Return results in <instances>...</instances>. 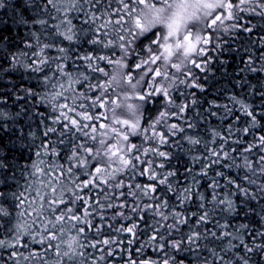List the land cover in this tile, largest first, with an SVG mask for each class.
Returning <instances> with one entry per match:
<instances>
[{
    "label": "snow or ice",
    "instance_id": "snow-or-ice-1",
    "mask_svg": "<svg viewBox=\"0 0 264 264\" xmlns=\"http://www.w3.org/2000/svg\"><path fill=\"white\" fill-rule=\"evenodd\" d=\"M146 2L0 0V53L9 54L8 63H0V82L7 84L0 87V103L9 97L20 101L36 98V103L49 104L55 113L44 129L51 148L42 142L43 152H35L37 160L19 171L24 179L23 190H0V264H21V260L41 259L47 253L56 258L51 264H64L65 257L75 264H101L105 257L115 260L120 255L123 259L124 254H129L126 264H264V100L259 111L235 96L230 97L231 104L209 101L202 108L196 93L187 91L197 88L204 92L193 67L182 72L183 78L175 86L158 85L157 81L167 77H162L158 67L148 65H158L164 53L166 58L172 56L173 45L164 41H169L173 32L163 38L160 31L145 34V26L134 12L138 4ZM210 16L203 35L194 37L189 32L182 41L177 39L176 47H183L185 55L191 56V66L201 73L210 72L212 57L207 56L206 46L212 44V51L217 54L230 52L232 48L225 46L229 41L226 43L222 36L236 37L243 32L249 41L244 48L247 59L240 72L264 73V0H227L224 8ZM19 29L25 30L23 38ZM10 30L22 45L15 52L11 51L15 40L8 35ZM230 42L235 44L236 39ZM84 44L90 48L85 50ZM194 53L206 59L198 62ZM117 57L127 59L124 67L128 69L129 83L136 74L131 71L133 67L144 73L143 89L150 90H143L138 99L145 105L163 102L164 110L147 127L117 121L125 130L111 131L124 145L107 143L106 155L110 153L109 159L118 158L114 163L117 167L109 169L98 158L97 147L94 152L91 146L104 145L106 142L100 137L106 132L97 138L98 128L90 122L108 120L111 95L106 90V80H100L107 78L110 68L119 63ZM69 62L74 71H66ZM21 69L29 74L26 79L36 80L35 88L11 78ZM237 83L241 88L247 85L249 95L264 98V90L258 91L246 78ZM76 85H80V91ZM259 88L264 89V82ZM101 109L105 111L97 114ZM35 114L42 120L49 119L45 113ZM171 117L181 124L169 123ZM213 118L220 123L217 128L205 129L210 136L204 139L198 129ZM98 127L106 130L109 125L100 123ZM133 136L141 138L139 145L130 142ZM81 137L85 143L79 142ZM149 141L152 146H145ZM183 142L189 147L185 148ZM161 145L168 150H161ZM58 146L68 148L67 159L77 166L75 169L56 161L49 163L47 170L41 167L40 158L49 154L56 157ZM197 146L199 154L191 155L182 171L177 168L180 155L194 152ZM237 151L242 165L232 155ZM3 155L0 151V171L12 168ZM232 168L246 170L240 183L223 171ZM62 173L71 179H62ZM118 173L125 175L117 178ZM10 176L16 181L15 173ZM139 177L149 183L138 182ZM6 182L0 176V186ZM205 182L209 196L205 195ZM5 199L16 201L20 209L17 222L12 224L9 220L7 226L3 218L11 214L3 206ZM29 209L35 216L30 223H20ZM238 216L243 219L231 223ZM253 216L260 221L259 228L251 224ZM95 220L99 222L94 226ZM86 228L92 233L91 238ZM73 229L76 236L68 238L67 233ZM31 245H40L41 251L33 252ZM133 245L137 246L134 255L142 259L132 258ZM20 248L29 255L24 256ZM89 249L101 253L99 260ZM149 251L157 258L149 259Z\"/></svg>",
    "mask_w": 264,
    "mask_h": 264
},
{
    "label": "trees",
    "instance_id": "trees-1",
    "mask_svg": "<svg viewBox=\"0 0 264 264\" xmlns=\"http://www.w3.org/2000/svg\"><path fill=\"white\" fill-rule=\"evenodd\" d=\"M15 2V0H13ZM249 19L255 20L254 17H248ZM74 23H78L74 21ZM227 23V22H226ZM19 32V35L21 38L24 37V31L23 29L17 30ZM155 31H160L159 29ZM211 35V31L208 33ZM8 35L13 36V39L15 40V33L13 31H9ZM159 35V33H157ZM238 37V39H237ZM222 39L226 41H229L228 44H226V47L232 48L230 52H222L220 54H217L216 52L212 51V44H209L207 47V56L212 57L211 61L209 62V67L211 68L210 72H204L201 73L198 69H195L193 67V72L194 75L199 77L198 83L201 84L204 88V92L201 93L199 89L197 88H190L187 89L189 92H195L197 98L202 100V108L207 107L209 101H215L221 104H231L230 97L235 96L243 101H246L247 103L253 105L257 111L261 110V101L264 100V98L259 97V96H252L248 94V86L245 85L243 88H241L237 81L242 80L246 78L252 85L257 87V90H264L260 89L259 85L264 82V73H241L240 69L244 66V63L247 59V53L244 52V48L248 46V41L249 37L244 34L243 32L237 33L236 37H231L228 35H223ZM236 39V43L233 44L230 41ZM68 42H64V46H67ZM18 47H22L20 44L19 40H15V43L13 47L11 48L12 52H15ZM83 47L85 50L90 48V45L84 44ZM237 49V50H236ZM261 51H264V49H261ZM103 54V53H102ZM8 53H0V63H8ZM194 58H196L199 61L205 60L206 57H198L196 54H193ZM226 61V62H224ZM103 66V65H102ZM75 67L69 62L68 65H66V71H74ZM84 69L81 68V71ZM47 71V69H46ZM133 73H137L138 70L135 69L134 67L131 69ZM29 74L24 72L22 69L12 73L11 78L14 79L18 84L26 85V86H31V87H36V80L35 79H26ZM183 78V77H182ZM107 78L101 79L100 83H104V81ZM94 83L96 82L95 80L93 81ZM149 84L152 83L151 80L148 81ZM0 87H7L6 82H0ZM78 91L81 90L80 85L75 86ZM183 88V86H181ZM144 91H149L150 89L144 88ZM9 92H11V89H8ZM111 103V101H110ZM109 103V104H110ZM162 103H157L156 101H153L149 105H146L145 109V117L144 120L142 121L141 127H147L149 123L152 122V120L158 116L159 111H163L164 108L162 107ZM35 104V108L33 109L32 105ZM24 108L26 111L22 112L21 109ZM100 111H105L103 109L98 110L97 114H99ZM40 112V113H45L49 117V119H44L42 120L40 116H37L35 113ZM0 113H3V116H0V151L3 152V159L7 161L9 164L12 165V168L6 171H0V176L5 177V180L7 181L5 185L0 186V190H3L5 192L9 193H14L17 191L23 190L22 185L24 184V179L21 178L20 176V170L23 165L28 164L30 165L33 161L37 160V157L35 156L36 151H41L43 152V149L40 147L41 143L43 142L44 144L48 145L49 148H51V145L48 144V137L44 136V129L46 125H49L51 123L50 117L54 116L55 113L51 111V107L49 104L44 103H36V98H31V99H26L24 101L16 100L12 97L7 98L6 102L0 103ZM237 115H241V113L237 112ZM73 115L74 114H69ZM243 122V118L242 121ZM100 123H104L106 125H109V120H105L101 118L99 121H93L90 122V124H94L97 126L98 131L96 133L97 138H99V134L101 131L105 129H99L98 125ZM169 123H177L178 125L181 124V121L177 120L175 117H171L169 119ZM219 121L216 119H212L211 123L207 125H202L198 131L200 134L204 137V139H208L210 136V133L205 134V129H212V128H217L219 125ZM224 123H228V121H225ZM59 127V126H58ZM121 127H124L122 125H116V128L119 129ZM90 130V129H89ZM158 130L163 131V129ZM34 134V135H30ZM189 134L191 133V130H189ZM167 135V133H165ZM51 139L55 140L56 137L54 135L51 136ZM245 139H248L245 137ZM80 143H85L84 138H80L79 140ZM111 139L107 141V143H113ZM130 142L140 144L141 138L140 137H130ZM185 144V148H188L189 145L186 142H183ZM219 143V141H217ZM93 151L95 152V148L97 145L92 144ZM145 146L151 147V142H145ZM232 147H237L236 145H233ZM161 150L167 151L168 148L166 145H161L160 146ZM57 152L59 155L56 157H53L51 154L42 156L40 159L43 161L41 164V167L44 170H47V165L53 161L58 162L60 165L63 167L67 168L69 166L77 167L76 165H72L69 163L67 159V154H68V148L64 146H58L57 147ZM135 152V150H134ZM194 154H199L198 146L197 149L189 153L187 155L181 154L179 158V163L176 165L177 168H179L181 171L184 166L188 165L189 163V158L191 155ZM232 155L236 159V163L238 165L243 164L242 158L239 156V151L233 152ZM245 155H249V158L251 159L252 156L250 154L245 153ZM115 158V157H113ZM146 157H142V160L145 159ZM92 164L95 165V161H92ZM153 164H155V161H153ZM117 167L116 164L112 165V168L115 169ZM144 167L143 164H141V168ZM195 170V169H194ZM225 173L230 177V178H236L237 183H240L242 181V178L244 176V172L246 170H241L240 168H232V169H223ZM15 173L16 175V181H20L18 184L16 181H13L12 177L10 176L11 174ZM53 177H55V173L51 174ZM121 175H125L123 173H118L117 178H119ZM179 175V173H178ZM43 179L44 177H40ZM61 178L64 180H69L71 177H68L67 174L62 173ZM83 179V177H81ZM127 179L125 180V183H127ZM138 182L145 184L149 183L145 178L139 177ZM186 183V181H183ZM223 183V181H221ZM205 186V195L209 196L210 193L206 189V182L204 183ZM223 192V189L220 190ZM67 199V197H65ZM237 202H239V198H237ZM3 206L10 212V217H5L4 222L7 226L8 221L10 220L12 224L15 223L16 217L20 209L17 207L16 201L11 200V199H5L3 200ZM25 208H27V205H25ZM79 212V206L76 209ZM193 210L194 206H193ZM29 211L27 210L25 212V216L23 220H21L22 223H24V220H28L29 216ZM31 213L33 214L34 212L31 210ZM243 218L242 217H235L231 220V223L236 224L237 222L241 221ZM98 220L93 221V225L95 226L96 223H98ZM251 224L254 225L255 227L259 228L260 221L258 217L253 216L251 218ZM116 223H119V221H116ZM71 231H75L74 229ZM86 233L88 234L89 238L92 237V233L87 231V228L85 229ZM76 234V232H75ZM76 236V235H75ZM126 238V237H125ZM86 243V241H85ZM40 245H31L33 248V252L39 253ZM136 245H133L132 248V258L133 259H142V257H137L134 255L135 250H136ZM3 251V250H0ZM10 251V250H8ZM20 252L24 254V256H28L29 252L26 251L24 248L19 249ZM92 253V256L96 257L97 260H99V257L101 256L100 252H97L94 249H89ZM5 257L7 256V252H4ZM147 256L149 259H156L157 257L152 253L148 252ZM55 256L52 255L51 253H47L43 255L41 259L37 260H21V264H43V261H48L49 264H51L52 261H54ZM129 258V254H124V258L121 259L120 255H117L115 260L105 257V260L101 262V264H126L127 259ZM11 264V262H9ZM64 264H75V262L69 261L64 259Z\"/></svg>",
    "mask_w": 264,
    "mask_h": 264
},
{
    "label": "clouds",
    "instance_id": "clouds-1",
    "mask_svg": "<svg viewBox=\"0 0 264 264\" xmlns=\"http://www.w3.org/2000/svg\"><path fill=\"white\" fill-rule=\"evenodd\" d=\"M227 0H147L144 5H137L134 17H138L145 26V34L153 30H160L161 38L167 36L169 31L173 32V36L165 43L173 45V54L170 58L167 53L161 56L158 65L149 64L148 67H158L162 77L157 81L158 85L163 87L175 86L182 79V72L187 71L190 67V55H185L183 47H176L177 39L181 41L183 37L191 32L193 36L203 35L206 31V24L210 20L211 15H215L220 9L224 8ZM155 5V6H153ZM218 28L220 25L218 24ZM160 52V49L156 50ZM119 63L114 64L105 81L106 90L110 92L111 103L108 106L109 128L104 130L106 135L100 137L106 143L97 145L99 151V159L109 167L116 163L118 158L109 159L107 141H112L123 146L124 141L120 139L116 133L111 131L116 128L117 121L127 120L130 124H142L145 117V107L143 101L138 99V95L142 93L144 87V73L137 72L132 77L131 83L128 82V69L124 67L127 63L126 58L117 57ZM177 65L173 68L172 65ZM114 77V78H113ZM176 77L177 79H173ZM123 126V125H122ZM124 131L125 127L119 128ZM131 132V129H128ZM137 134L139 129L136 130ZM123 150V149H122Z\"/></svg>",
    "mask_w": 264,
    "mask_h": 264
},
{
    "label": "rangeland",
    "instance_id": "rangeland-1",
    "mask_svg": "<svg viewBox=\"0 0 264 264\" xmlns=\"http://www.w3.org/2000/svg\"><path fill=\"white\" fill-rule=\"evenodd\" d=\"M198 48L200 47V46H197ZM104 131V130H103ZM103 131H101V132H103ZM100 132V133H101ZM30 210V209H29ZM35 216V213H31V210L29 211V216H28V220H24V222L25 221H28L29 223L31 222V219L30 218H32V217H34ZM17 221H15V223H16ZM14 223V224H15ZM20 223H22L21 221H20ZM76 234H75V231H69L68 233H67V237L68 238H71V237H73V236H75ZM63 247H67V245L65 244V245H63ZM31 250H33V248L31 247ZM38 251L40 252L41 251V248H40V246H39V249H38ZM24 255V254H23ZM55 259V258H54ZM64 259H66V260H68V258L67 257H65Z\"/></svg>",
    "mask_w": 264,
    "mask_h": 264
}]
</instances>
